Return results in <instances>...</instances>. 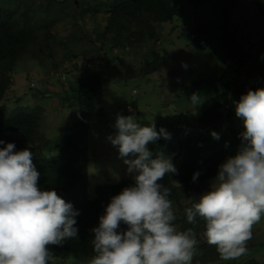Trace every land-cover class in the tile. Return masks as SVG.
Returning a JSON list of instances; mask_svg holds the SVG:
<instances>
[{
	"label": "trees",
	"instance_id": "1",
	"mask_svg": "<svg viewBox=\"0 0 264 264\" xmlns=\"http://www.w3.org/2000/svg\"><path fill=\"white\" fill-rule=\"evenodd\" d=\"M73 1L75 9L70 10L71 15L76 16V8L81 9L80 14H101L100 21L104 23L95 35L99 45H93V48L98 55L99 50L104 51V55L108 58L107 63L113 59L117 63L128 65L120 74L122 79L147 77L165 63L166 58L156 51L141 54L138 59V49L150 40H157L159 36L157 25L171 22L175 17L181 16V8L176 5V0H82L80 4ZM187 1L198 6L207 0ZM20 2L21 0L14 7H4L0 3V141H3L0 143V148L8 143H14L16 151L25 148L30 150L33 154L32 162L40 173L39 186L45 190L54 189L78 212L75 217L77 236L65 240L60 245H50L48 264H64L67 258L72 259L70 264L82 260L88 263V260L95 255L93 229L99 225V218L104 214L111 198L123 188L133 184L134 180L122 179L116 183L96 184L94 196L88 197L89 153L85 120L101 115L104 73L100 62L95 69L87 68L76 83L71 82L68 88L62 87L65 96L72 98L68 105L77 106L79 119L61 125L55 140L54 138L48 140L43 129L44 105L37 102L36 105H17L12 109L7 108L8 94L13 86V68L17 60L31 56L37 41L41 42L43 49L48 56H51L54 48L51 41L58 42L51 31L55 21L48 19L50 10L42 5H36L35 2L28 1L23 5ZM208 3L219 14L216 35L219 45L224 50V60H222L224 67L219 75L197 78L193 83L191 82L190 88L200 90L197 93L201 96L202 94L207 96L202 102L203 109L196 122L200 125H215L226 120L229 130L222 132L215 140L201 135L189 136L184 148L171 154V160L180 157L178 182H173L171 173L160 181L170 189L169 198L173 204L176 226L181 230L193 228L196 233L198 243L192 264H224L216 246L207 242L204 235V221L197 218L195 225L189 224L185 209L197 202L200 195L208 191L213 183L218 182L216 175L219 166L238 151L244 124L236 116V103L249 89L253 91L258 89L256 83L242 79V69L249 59V51L237 38L235 29L237 22L232 16L238 0H208ZM67 7L54 11L55 15L62 16L61 13ZM251 7L258 9L264 18V0H251ZM38 8H44L46 15L40 16ZM191 33H196L194 40L190 36ZM189 37L197 45L198 39L206 40L204 34L197 29L192 30ZM118 50L122 53L126 52L125 54L133 53L137 60L134 62H131V59L123 60V55L117 53ZM70 54L73 59L78 56ZM89 64L92 66L91 62ZM77 67L78 64L74 62L55 72H63L58 76L63 80L65 74L69 75L70 72L73 74ZM65 80L62 81L63 84ZM138 123L141 126L150 124L146 120H138ZM162 138L155 144L149 145L153 159L164 152L156 153L159 150L156 146ZM196 173L198 176L194 181L193 175ZM120 227L121 230L127 229V225L123 223Z\"/></svg>",
	"mask_w": 264,
	"mask_h": 264
},
{
	"label": "clouds",
	"instance_id": "2",
	"mask_svg": "<svg viewBox=\"0 0 264 264\" xmlns=\"http://www.w3.org/2000/svg\"><path fill=\"white\" fill-rule=\"evenodd\" d=\"M235 113L244 124L238 151L219 166L218 182L185 209L189 224L204 221L208 244L225 261L245 255L252 226L264 214V88L242 95ZM114 127L108 139L134 173V183L113 196L99 218L88 264H192L196 233L176 226L170 189L160 183L177 169L162 154L151 158L149 149L170 133L163 127L157 131L153 121L141 126L124 115ZM32 155L27 148L16 151L14 143L0 148V264H48L50 245L77 236L78 212L54 189L39 186Z\"/></svg>",
	"mask_w": 264,
	"mask_h": 264
},
{
	"label": "rangeland",
	"instance_id": "3",
	"mask_svg": "<svg viewBox=\"0 0 264 264\" xmlns=\"http://www.w3.org/2000/svg\"><path fill=\"white\" fill-rule=\"evenodd\" d=\"M28 1L50 10L48 19L55 21L51 31L58 42L51 41L54 46L51 56H48L41 42L37 41L31 56L17 60L13 68V86L8 94L7 108L41 103L45 106L43 129L48 140L52 138L55 140L61 125L79 119L77 106L68 105L72 98L65 96L62 87L68 88L71 82L76 83L87 68L92 70L98 67L99 62L102 64L100 67L104 75L101 115L85 120L89 153L87 189L89 198L94 196L96 184L116 183L134 177V173L128 171V165L119 156L118 147L108 139L110 135L116 133L114 125L118 115L133 116L136 122L153 121L157 131L161 127L166 129L171 138L168 140L162 138L156 146L159 149L156 153L164 151L161 154L169 158L172 152L184 148L187 138L191 135H201L215 140L212 132L219 136L229 130L226 120L215 125H200L196 122L203 109L202 102L207 96L205 94L201 96L198 94L200 90L190 88L191 82L197 78L219 75L224 67L222 61L224 50L219 45L216 35L219 14L211 8L208 0L198 6L187 0L175 1L181 8V16L175 17L171 22L157 25L159 27L157 40L148 41L138 49L137 55L139 59L141 54L156 51L166 58L165 63L147 77L129 80L122 79L120 75L128 65L117 63L113 59L107 63L108 58L103 50H99V55L94 51L93 45H99L95 39L96 32L100 31V26L104 23L100 21L101 14H80L81 9L76 8V16L71 15L70 10L75 9L72 0H21L20 3L23 5ZM75 1L77 4L83 2L82 0L73 2ZM0 3L4 7H14L19 0H1ZM66 7L67 9L61 13L62 16L55 15L54 11ZM44 8H38L40 16L46 15ZM232 16L237 22L235 26L237 38L249 51V59L242 69V79L256 83L258 88H264V18L258 9L251 7V0H238ZM196 29L204 34L207 40L206 48L199 47L190 39L189 33ZM70 53L77 54V58H71ZM117 53L123 55L125 61L137 60L133 53L125 54L126 52L122 53L119 50ZM87 61L91 62L92 66L88 67ZM74 62L78 67L73 74L71 72L69 75L65 74L63 80H66L63 84V80L58 77L63 72L55 71L62 70L65 65ZM105 63L107 64L103 67ZM194 94L198 97L195 102L192 99ZM127 104H131L129 108L134 111H128ZM171 161L177 169L171 176L173 182L177 183L180 157L172 158ZM244 256L241 260H224L223 263L264 264V214L260 221L252 226V237L247 242V252ZM71 261V258H67L63 263L70 264ZM82 261L76 264H88Z\"/></svg>",
	"mask_w": 264,
	"mask_h": 264
},
{
	"label": "built area",
	"instance_id": "4",
	"mask_svg": "<svg viewBox=\"0 0 264 264\" xmlns=\"http://www.w3.org/2000/svg\"><path fill=\"white\" fill-rule=\"evenodd\" d=\"M190 36H191V38H193V39H195L196 38V33L194 34V33H191L190 34ZM198 44L201 46V47H204L205 46V44H206V41L204 40V39H198ZM87 66H90V64L89 63H87ZM60 75V74H59ZM127 108H128V111H130L132 108H129L130 106L129 105H127L126 106Z\"/></svg>",
	"mask_w": 264,
	"mask_h": 264
},
{
	"label": "water",
	"instance_id": "5",
	"mask_svg": "<svg viewBox=\"0 0 264 264\" xmlns=\"http://www.w3.org/2000/svg\"><path fill=\"white\" fill-rule=\"evenodd\" d=\"M245 257V256H244ZM242 258H240L239 260H241Z\"/></svg>",
	"mask_w": 264,
	"mask_h": 264
}]
</instances>
